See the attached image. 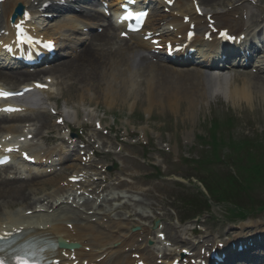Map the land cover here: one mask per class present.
<instances>
[{
  "label": "rangeland",
  "instance_id": "1",
  "mask_svg": "<svg viewBox=\"0 0 264 264\" xmlns=\"http://www.w3.org/2000/svg\"><path fill=\"white\" fill-rule=\"evenodd\" d=\"M230 1L234 2V0ZM262 5H264V0ZM205 8L207 11L222 16L232 8V5L230 3L217 5L215 2H210L209 5H205ZM262 10V6H260L251 12L255 21L259 17H263ZM67 18H59L47 25L48 34L53 36L59 43V53L64 56L60 61L69 59L68 53L65 52V40L70 37V31L65 29ZM251 25L252 23L247 20L243 26V32ZM76 39L78 38H70V40H75V42L77 41ZM262 62H264V58ZM163 69L168 73H165L159 79H152L154 73L149 72V67L146 64H140L132 72L129 79L130 85H132L131 89L120 90L113 97V100L105 97L104 90H99L92 86L72 87L69 82L60 81V79L55 81L54 86L57 92L55 102L58 103L60 110L65 114L67 121L80 124L76 129L81 127L83 124L82 118L86 114L94 118H105L106 123L112 125L113 133L108 137L107 146L102 151L107 153L110 144H113V158L109 157L108 161H104V163L113 162L115 167H117L111 172V175L118 176L117 181L111 184L116 186L121 182L120 188L123 189V192H118V187L113 191L126 195L127 197H125L124 201L131 205L135 202H141L144 206L155 208V212H153L149 208L134 207L132 210L141 212L147 220L136 219L134 223H130V220H125L122 221V224L127 227L126 232L129 228L132 229L134 227L149 230L150 234L145 233L142 235L145 237L147 234V239L154 237L153 235L157 232V230H153V223L155 216L158 214L163 216L160 223L165 226L164 232L167 236L170 237L172 235L174 228L178 231H185L181 227L179 228L180 225L176 224L173 218L175 213L172 211V198H176L177 194L170 187V184H166L158 177L156 168H160L163 176L170 174L176 176L177 174L188 175L189 173H186L185 169L180 173L178 169L181 168L174 167L172 154L179 159L197 158L199 148H196V136L202 135L206 137L208 135V123L214 117L220 119V121L225 120L227 117H235L237 123L232 132L238 139L264 134V79L261 78L260 74L245 71L237 75H229L224 79L227 89L226 95L217 94L213 99H208L209 91L202 89V86L195 93L192 92L193 90L189 93L186 92L189 88L186 90L178 89L180 88L178 86L180 79L177 77L179 74H173L175 72L170 69ZM106 80H108L107 77L100 79V84L103 86L102 89L105 87ZM126 82H128V79ZM202 82L203 80L200 79L199 83ZM3 83L1 82V84ZM4 84L15 89L18 86H12L8 83ZM147 86L152 87L150 95L146 90ZM244 86L248 91L247 98L237 96L235 93L238 89H244ZM234 87L238 88L235 89ZM173 93L175 95L171 96ZM82 98L87 100L89 104H84ZM42 108H44V103ZM44 111H46L45 108ZM45 114L50 119V125L54 126L55 118L51 117L47 112ZM133 123L146 125L139 130L146 129L145 137H149L152 146L147 148L145 153L141 148L132 149L131 143H129L125 144L124 151L119 153V141H115V132H119L121 135L125 128L132 127ZM43 132L46 136L47 131ZM55 135L58 136V132ZM143 158L146 159L145 162L142 161ZM63 176L65 177L66 175ZM123 178H129L131 181L123 182ZM173 180L183 182L177 178ZM116 192L111 194H117ZM9 212L16 214L17 208ZM122 214L123 219L128 216L127 213ZM256 216L258 219H256L257 217L249 218L246 222L232 223L228 219L226 207L212 206L210 216L202 217L200 223L205 220L207 226L215 232L224 234L230 228L240 226L252 227L259 225V227H264V213ZM114 222L116 223L115 220ZM103 223H105V220L100 222V224ZM100 224H98L100 232H106L107 234L112 232L113 236H116L114 234L116 225L107 223L102 227ZM188 229L191 230L189 226ZM117 238L121 240L122 234L117 235ZM184 238L185 240L188 239L189 243H194L195 241L189 233L184 235Z\"/></svg>",
  "mask_w": 264,
  "mask_h": 264
},
{
  "label": "bare ground",
  "instance_id": "2",
  "mask_svg": "<svg viewBox=\"0 0 264 264\" xmlns=\"http://www.w3.org/2000/svg\"><path fill=\"white\" fill-rule=\"evenodd\" d=\"M20 2L23 5L28 4L31 7H33L36 3L40 2V0H34L33 2H30L29 0H7L2 6V10L7 11V16H6V21H4V18L2 15H0V27L4 26L5 31L9 32V27L7 25L8 19L11 16L14 7L17 5V3ZM202 5H207L206 3L210 2H215L217 5H224L225 3H231L230 0H200ZM239 1L234 2L233 4L237 3ZM184 4V12L185 13H192V5L189 0H176L175 2V7L176 6H182ZM62 8V7H61ZM246 7H243L242 5L240 7H235V9L227 14V16L224 18L223 16L219 18V20H216L218 23V28L224 30V29H230L232 31H239L240 28H243L244 23L240 20L239 14H242V11ZM158 9V7H157ZM64 10V9H63ZM61 10V11H63ZM53 12V11H52ZM180 12H183L180 9ZM86 17L89 20H96L99 17L96 14H101L98 11L94 12H85ZM154 16L149 20V22L152 23ZM218 18V17H217ZM166 19L165 16L161 19L164 20ZM255 19V18H254ZM252 17L250 18V22L252 24L258 23V21H255ZM175 21V20H173ZM263 23V22H262ZM43 26V25H41ZM112 30V23L107 24L105 26V29L103 30V34L101 35H95L91 39L93 43L88 44L86 47L85 45H82L80 48V52L71 60H66L64 62H61L57 65H54L50 67L49 70H42L38 71L34 74H31L29 72H18V73H10V74H2L0 73V81H8L12 83L13 85L17 84H27L31 81H34L35 78H39L40 76H43L42 79L46 80L48 77L46 76H54L58 79H61L63 81L69 82L70 86L72 87H87V86H92L95 87L99 90H102L101 84H100V79L106 77H109L111 79V83L106 85V88L104 89L105 91V96L108 98H112L118 94L116 92V89L120 90L121 87H124L125 89L129 88L130 82H126L128 79L127 77H131V74L128 75V67L131 64L142 62L146 58H143L142 55L139 52L134 53L132 51L133 49L131 46H129V43L127 41H122V45L118 48V50H114L112 48V43H111V38L109 35V31ZM262 30V29H260ZM240 32V31H239ZM261 32V31H260ZM262 34H264V28L262 30ZM11 33V31H10ZM242 33V32H241ZM239 33V34H241ZM259 35V32L258 34ZM11 36H15V33L11 34ZM48 38V37H47ZM116 41V39H115ZM201 46H205L211 51L216 52L217 51V46H216V41L214 40L211 43H203L199 42L198 43ZM131 54V55H130ZM205 54V53H203ZM199 55L201 60L199 64L202 65L203 68L209 69L211 66L212 61H216L218 57H213L209 58L207 55ZM227 54V53H226ZM225 54V55H226ZM235 58H238L235 56ZM204 62V63H203ZM109 67V68H108ZM109 69L107 72L106 69ZM111 69V70H110ZM154 72L156 73L154 79H159L164 75L165 73H168L164 69H159V68H154ZM181 77L182 79L180 80L178 86L180 87L179 89H188L189 86H191L194 90L191 91L195 93L196 90L199 89L200 83L198 76L194 73L191 72H181ZM160 75V77H158ZM206 77V76H203ZM32 83V82H31ZM30 84H27V86H31ZM212 80H208L206 84H204L202 87L204 89H209L210 90V95L211 98L214 96V92L218 91H225L223 89H218L214 88L215 86L212 85ZM218 83L222 85V87H225V81L223 79H218ZM47 83H44L46 85ZM245 87V86H244ZM237 89L238 87H234ZM230 89H232L230 87ZM152 87L148 86V91L151 92ZM42 94L47 95L50 97V94L46 92L45 90H40ZM237 96L247 98L248 97V91L247 88L245 87L244 89H238L237 92H235ZM193 95V94H192ZM112 100V99H111ZM82 101L84 104L88 105L89 102L87 100L82 98ZM28 121L31 122L32 124H36L38 127L34 130L35 136H39L41 131L43 129H48L50 130V133H53L54 128L50 126V123L48 121V117L43 115L42 113L35 114L33 117L25 118ZM17 121V120H15ZM9 123H14V121H8L7 118H1L0 119V131H6V129L3 126L9 125ZM6 132H12V131H6ZM75 150V148L73 149ZM47 160V159H46ZM61 161V160H60ZM66 162H69L67 160ZM75 164H72L71 166L66 167L65 171L73 169ZM10 168H4L1 171H7ZM37 177L31 178L29 181H21V180H8V179H0V215L6 214V210H10L13 207H16L20 205V208L23 206H29L31 202V196L32 195H37L40 192L46 191L48 188H53L56 186V183L58 182L57 178L60 176L58 173H54L49 177H52L51 179H45L46 177L41 176V174L36 175ZM45 179L43 182H41V179ZM36 187H40L39 189H35ZM47 187V188H46ZM110 187L107 185H103L102 182H95L91 185L90 188V196L93 198H99L100 194L108 192ZM43 198V197H42ZM109 198V197H108ZM49 197L47 196V199H38L37 204L35 203L33 205V208H36V205H43ZM73 202L75 203L78 200L77 196H74L72 199ZM87 202H85L86 204ZM102 205L108 204V209H102V217L107 218L110 223L112 224L114 221H112L111 216L113 214H116L115 217L118 219H121V215L119 214L120 208L117 209H111L110 206V201L109 199H106V196L102 198V201L100 202ZM88 207L90 204H86ZM50 209V208H49ZM57 209V208H56ZM90 210V209H89ZM93 210V207L91 208ZM57 211V210H55ZM56 214L54 216L56 217ZM60 214H63L62 212ZM59 214V215H60ZM6 216V215H5ZM136 217L141 216L140 214H136ZM17 218V219H15ZM21 219H27L21 217H13V216H6V218H0V229L4 225H13L14 223H18ZM30 219V218H29ZM80 221L77 220V218H74V220H69V217L66 218V220H61L59 219L58 224L53 225L47 220H40L37 225L33 224H27L32 225V229H35L32 233H30L31 237H34L37 242H41L44 245H50V244H55L57 242L58 238L64 239L66 242L69 243H74L78 242L82 245H84L87 237H90L89 234L92 232H96L93 227V224H89V220H92V222L95 224V218L90 217L87 219H83L80 217L78 218ZM84 222L87 223V228L88 230H83L81 228V223ZM66 223H73L75 226H73V229L76 231H73L76 235L73 236L72 233L66 229ZM47 224L50 225V228H47ZM18 226H16L17 228ZM43 227L42 229H40ZM26 232L29 231V228H25ZM23 230V231H25ZM117 230L121 231V228H117ZM243 230V228H242ZM175 231V230H174ZM147 233V231L145 230ZM92 235V234H91ZM97 235H103L102 233ZM105 239L112 240L111 236L105 235ZM129 240L131 238H128ZM173 241L176 243H180L182 238L180 236V233L175 231V236L172 238ZM89 244L85 245V247H90L94 248L93 252L91 253H86L85 250L77 251L74 253L76 259L74 261H70L69 259H62V264H74V262L78 261L79 264H82L84 260L89 261V264L95 263L98 259H101L103 256L106 255V252L111 249L112 243H104L99 237H91V240L89 239ZM125 242V241H124ZM109 246V247H108ZM131 248H134V246H131ZM203 249V247H201ZM151 248L148 247H142V246H137L135 248V251L141 252L143 255L150 254ZM264 251V250H263ZM60 252L54 253L53 251L48 252V255L54 256V259H61ZM109 252L107 253L108 256ZM119 255V256H118ZM120 253L117 252V255L115 258H113L111 261V264H116L117 262L116 259L120 258ZM107 258V257H106ZM105 260V259H104ZM149 261V259H147ZM231 260V259H230ZM234 260V259H233ZM100 264V263H98ZM127 264H137V262H128ZM151 264V263H150Z\"/></svg>",
  "mask_w": 264,
  "mask_h": 264
},
{
  "label": "trees",
  "instance_id": "3",
  "mask_svg": "<svg viewBox=\"0 0 264 264\" xmlns=\"http://www.w3.org/2000/svg\"><path fill=\"white\" fill-rule=\"evenodd\" d=\"M253 160H255V159H252V161ZM239 168L242 169L243 167L241 166ZM254 172H255V167H253V166H250L249 168L245 169V171H244L245 177L243 178V182L252 183L255 180H258L257 177H255ZM229 177H231L230 180L218 181L217 184H218V186H223L225 184L226 187H228V188H227L226 192L222 193L223 196H225L226 198H233L234 194H235V191L233 189H234V183H236V181H235L236 179L232 176H229Z\"/></svg>",
  "mask_w": 264,
  "mask_h": 264
},
{
  "label": "snow or ice",
  "instance_id": "4",
  "mask_svg": "<svg viewBox=\"0 0 264 264\" xmlns=\"http://www.w3.org/2000/svg\"><path fill=\"white\" fill-rule=\"evenodd\" d=\"M198 10H199V9H198ZM17 28L20 29L21 34H23V29H22V27H21L20 25H17ZM221 35H222L224 38H226V39H234L233 37H229V36L227 35V33H222ZM46 46H50V45H46ZM37 87H38V88H42V87H44V86L38 84ZM11 95H12V93H8V92H4L3 90H0V98L7 99V98H9ZM13 110H14V109H5V111H13ZM0 264H3V261H0ZM19 264H26V261L21 260V261H19Z\"/></svg>",
  "mask_w": 264,
  "mask_h": 264
}]
</instances>
